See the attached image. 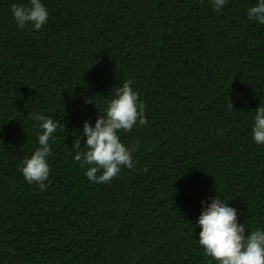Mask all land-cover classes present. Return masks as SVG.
Wrapping results in <instances>:
<instances>
[{
	"label": "trees",
	"instance_id": "16d2710c",
	"mask_svg": "<svg viewBox=\"0 0 264 264\" xmlns=\"http://www.w3.org/2000/svg\"><path fill=\"white\" fill-rule=\"evenodd\" d=\"M43 2L35 32L10 13L28 0H0V264H208L195 224L209 198L264 228V147L251 137L264 25L246 15L257 0L220 13L210 0ZM129 80L148 120L120 134L134 167L89 182L71 148ZM37 114L65 126L43 192L19 171L38 147Z\"/></svg>",
	"mask_w": 264,
	"mask_h": 264
},
{
	"label": "clouds",
	"instance_id": "9594fccd",
	"mask_svg": "<svg viewBox=\"0 0 264 264\" xmlns=\"http://www.w3.org/2000/svg\"><path fill=\"white\" fill-rule=\"evenodd\" d=\"M210 3L212 10L220 13L227 0H210ZM10 13L18 29L30 27L39 32L49 20L43 0H28L27 5L12 4ZM246 15L249 22L264 25V0H257L247 9ZM132 83L129 80L115 87L103 113L99 110L101 114L94 125L89 121L83 123L82 135L71 148L75 153L74 160L85 169L89 182L106 184L118 177L122 168L134 167V149L121 141L120 134L145 126L148 120L146 105ZM84 102L97 106L96 98H86ZM224 107L229 112L233 110L231 99ZM253 112L252 141L264 147V102ZM33 118L39 129L36 135L38 147L30 157L23 158L19 171L28 184L43 192L47 190L46 182L51 174L48 162L52 154L50 141L54 140L55 133L65 131V126L46 115L37 114ZM217 134H223V130H217ZM201 208L195 227L200 229L198 245L208 258V264H264V228L246 229L245 224L238 222L237 209L229 206L225 198H209L201 202Z\"/></svg>",
	"mask_w": 264,
	"mask_h": 264
}]
</instances>
